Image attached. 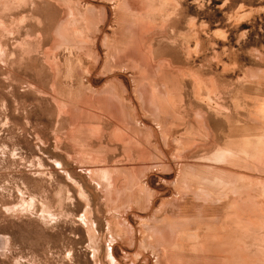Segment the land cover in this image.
I'll use <instances>...</instances> for the list:
<instances>
[{
	"label": "rangeland",
	"instance_id": "374dc122",
	"mask_svg": "<svg viewBox=\"0 0 264 264\" xmlns=\"http://www.w3.org/2000/svg\"><path fill=\"white\" fill-rule=\"evenodd\" d=\"M0 264H264V0H0Z\"/></svg>",
	"mask_w": 264,
	"mask_h": 264
},
{
	"label": "bare ground",
	"instance_id": "6f19581e",
	"mask_svg": "<svg viewBox=\"0 0 264 264\" xmlns=\"http://www.w3.org/2000/svg\"><path fill=\"white\" fill-rule=\"evenodd\" d=\"M185 191V190H184Z\"/></svg>",
	"mask_w": 264,
	"mask_h": 264
}]
</instances>
